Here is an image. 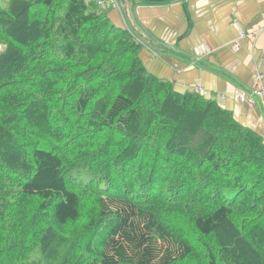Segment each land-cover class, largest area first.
Segmentation results:
<instances>
[{
  "label": "trees",
  "instance_id": "trees-1",
  "mask_svg": "<svg viewBox=\"0 0 264 264\" xmlns=\"http://www.w3.org/2000/svg\"><path fill=\"white\" fill-rule=\"evenodd\" d=\"M100 4H0V264H264L262 137Z\"/></svg>",
  "mask_w": 264,
  "mask_h": 264
},
{
  "label": "crops",
  "instance_id": "crops-1",
  "mask_svg": "<svg viewBox=\"0 0 264 264\" xmlns=\"http://www.w3.org/2000/svg\"><path fill=\"white\" fill-rule=\"evenodd\" d=\"M122 5L124 9L116 0L109 20L140 41L139 57L148 74L169 82L179 93L195 92L199 86L205 99L215 101L264 142V97L254 96L252 105L238 100L239 94L249 96L257 90L264 94V79L254 81L255 74L264 73V31L233 49L239 32L262 27L264 0Z\"/></svg>",
  "mask_w": 264,
  "mask_h": 264
},
{
  "label": "built area",
  "instance_id": "built-area-1",
  "mask_svg": "<svg viewBox=\"0 0 264 264\" xmlns=\"http://www.w3.org/2000/svg\"><path fill=\"white\" fill-rule=\"evenodd\" d=\"M264 31V21H263V24H262V27L261 28H258L256 29L255 31H252V32H239L238 36H237V40L234 41L233 43V49L234 50H238L239 48V42L245 38H249V39H255L257 38V36H259L262 32ZM264 79V73H257L255 74L254 76V81L255 82H261L262 80ZM197 92H200L201 89L200 87L198 86L197 89H196ZM254 96H257V97H264V94L262 91L260 90H257L253 93H251L249 96H246L244 94H239L238 95V100L239 102L241 103H247L249 105H252L253 104V97Z\"/></svg>",
  "mask_w": 264,
  "mask_h": 264
},
{
  "label": "rangeland",
  "instance_id": "rangeland-1",
  "mask_svg": "<svg viewBox=\"0 0 264 264\" xmlns=\"http://www.w3.org/2000/svg\"><path fill=\"white\" fill-rule=\"evenodd\" d=\"M94 1H96L97 3H98V1H100V2H101L100 7H101L102 5H103V6H107V4H108V5H109V4H112L114 7H115V5H116V0H94ZM117 1L119 2V4H121V6H122L123 9H124L125 5H122L123 0H117ZM6 2H7V0H0V4L3 5V6L6 5ZM124 2H125V3H128V4H130V3H132V2L147 3V2H144V1H136V0H125ZM35 260H36V259H35Z\"/></svg>",
  "mask_w": 264,
  "mask_h": 264
},
{
  "label": "water",
  "instance_id": "water-1",
  "mask_svg": "<svg viewBox=\"0 0 264 264\" xmlns=\"http://www.w3.org/2000/svg\"><path fill=\"white\" fill-rule=\"evenodd\" d=\"M136 1H144L151 4H157V3H165L173 0H136Z\"/></svg>",
  "mask_w": 264,
  "mask_h": 264
},
{
  "label": "clouds",
  "instance_id": "clouds-1",
  "mask_svg": "<svg viewBox=\"0 0 264 264\" xmlns=\"http://www.w3.org/2000/svg\"><path fill=\"white\" fill-rule=\"evenodd\" d=\"M196 93H199L200 94V92H197V91H195ZM201 95V94H200ZM202 96V95H201Z\"/></svg>",
  "mask_w": 264,
  "mask_h": 264
}]
</instances>
